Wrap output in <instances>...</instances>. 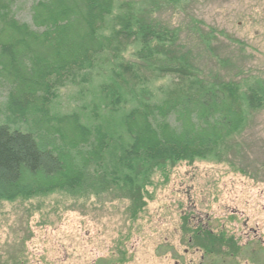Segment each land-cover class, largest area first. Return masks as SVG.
Segmentation results:
<instances>
[{
    "label": "rangeland",
    "instance_id": "obj_1",
    "mask_svg": "<svg viewBox=\"0 0 264 264\" xmlns=\"http://www.w3.org/2000/svg\"><path fill=\"white\" fill-rule=\"evenodd\" d=\"M3 1L8 17L38 30L32 19L38 0ZM133 1L177 33L195 73L141 65L125 41H114L90 70L63 71L53 53L7 31L0 44L29 47L17 61L0 55V124L33 132L73 167L97 157L95 146L103 141L98 165L90 161L87 168L116 176L125 171L120 159L128 139L112 98H121L125 112L141 102L152 110L193 94L197 79L242 86L264 80V0ZM82 31L78 24L74 41ZM116 54L132 67L113 66ZM145 88L150 95H142ZM196 121L193 105L168 115L166 123L180 131ZM229 143L219 160L208 155L154 173L140 200L109 187L1 202L0 264H201V257L204 264H255L250 251L264 250V109L252 113ZM197 221L211 233L194 229ZM244 224L257 235L247 249L239 237Z\"/></svg>",
    "mask_w": 264,
    "mask_h": 264
},
{
    "label": "trees",
    "instance_id": "obj_2",
    "mask_svg": "<svg viewBox=\"0 0 264 264\" xmlns=\"http://www.w3.org/2000/svg\"><path fill=\"white\" fill-rule=\"evenodd\" d=\"M0 4V38L9 31L21 35L23 41L29 39L53 53L63 71L90 70L95 57L105 55L114 41H125L133 45V54L141 65L152 66L160 73H195L187 53L178 44L177 33L155 21L146 5L140 6L133 0H38L32 7L37 31L8 17L4 1ZM78 24L83 31L81 39L74 41L72 36ZM28 45L14 47L2 43L0 55L9 53L17 61ZM121 60L123 57L116 54L113 66L124 70L132 67L119 63ZM192 85L197 87L193 94L170 99L152 107L153 111L141 102L125 112L121 98H112V111L123 112L128 139L120 159L125 171L116 176L93 175L88 170L90 161L98 165L103 141L95 146L97 157L73 167L61 152L37 139L33 132L0 124V203L54 191L75 195L91 190L97 194L100 188L109 187L124 189L140 200L154 173L208 155L217 156L218 160L228 155L229 141L241 134L252 113L264 109V80L242 86L197 79ZM142 95H150V91L145 88ZM193 105L197 121L192 128L177 131L166 123L168 115L184 112ZM161 118L164 122H160ZM96 264L109 262L101 260Z\"/></svg>",
    "mask_w": 264,
    "mask_h": 264
},
{
    "label": "flooded vegetation",
    "instance_id": "obj_3",
    "mask_svg": "<svg viewBox=\"0 0 264 264\" xmlns=\"http://www.w3.org/2000/svg\"><path fill=\"white\" fill-rule=\"evenodd\" d=\"M199 224H201L200 221H197L196 225L193 228L194 229L200 228L199 229L200 232H203L204 234L211 233L208 230V227H206V225L205 226L198 227ZM242 230H243L242 231V235L239 236V237H242L243 236L242 238L245 241V243L242 244L241 247H243V248L245 247V249H247V247L250 245V242H252L254 239H256V236L257 235H256V232L253 231V230H251V231L248 232V230L246 229V224L243 225ZM196 234H200V233L199 232L194 233V235H196ZM233 242H234V240H233ZM206 255H207V253H206ZM250 255H251L250 260L253 263H255V264H264V250H261L260 249V250L257 251L255 249H252L250 251ZM201 259H202L201 264H204V257L203 258L201 257Z\"/></svg>",
    "mask_w": 264,
    "mask_h": 264
}]
</instances>
